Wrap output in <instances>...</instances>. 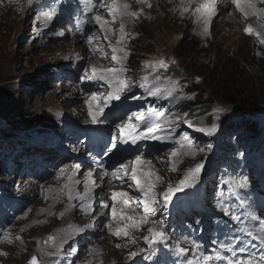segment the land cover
Here are the masks:
<instances>
[{
	"label": "rangeland",
	"instance_id": "374dc122",
	"mask_svg": "<svg viewBox=\"0 0 264 264\" xmlns=\"http://www.w3.org/2000/svg\"><path fill=\"white\" fill-rule=\"evenodd\" d=\"M2 1L7 2L0 0V4H2ZM39 1L31 0V4L27 9L24 4H28L30 0H17L7 3L17 4L11 6L14 10L19 8L25 11L20 12L21 15L15 21L17 30L14 29L12 33H9L8 31H10V28H14V25H9L7 22L3 23L0 29V253H5L0 255V264H29L33 256L37 257L38 264H42L44 259L48 258L49 247H52V244L58 241L56 233L58 231L61 233V230L65 231L68 221L63 220L64 216L61 222H57L58 219L55 215L57 211L56 209L53 210V205L49 206L50 209L47 210L46 214L37 219V221L44 224V229L42 226L37 225L36 219L32 228L37 207L33 209L32 205L29 204L26 208L24 206L22 211L15 212L1 203L3 198L9 197L4 203L11 204L13 200L10 197H12L26 204L27 198L21 195L25 193L16 192L18 186L25 184V182L27 187H29V184L35 186L39 183L38 189L43 192L49 190V185L55 180L64 178L54 171L58 166L66 165L68 163L67 156L78 150L74 147L72 139L76 126L75 124L71 126L72 123L76 122V119L68 116L71 121L58 120L64 118V112L55 111V107L60 106L58 101L77 98L79 94L88 91L89 84L92 81V79L86 78L87 69L90 68L88 65H82L83 53L78 51L71 58L70 56L61 57L64 52H60L63 48L60 45L69 40H60L59 36L63 33L47 31V28L34 22L35 18L42 13L43 4H45L44 1L40 6ZM63 2V5H56L53 10L57 11L63 6L65 8L69 7L68 13L73 12L72 6L76 3L81 5L83 0H63ZM166 4L169 9L166 8L165 14L159 17L161 6L165 8ZM191 4L192 0L184 3L182 0H159L154 8L144 7V11H141L142 14L139 12V15L144 17L135 22L131 21L135 26L131 27L129 25L126 35L135 41L126 43L127 48L124 45H115V47H122L129 54L124 57L122 63L115 62L113 64L115 68L125 69L121 75L129 74L132 80L131 84H133L129 89L125 88V92L119 96L120 100L127 105L123 113L117 115V122L121 126L112 133L103 131L102 136H99L98 132L92 133L89 136L88 144L92 143V146L96 149L103 148V150H107L111 148L114 140L120 134L127 135L126 127L123 132L121 131L122 127L128 123L136 126L140 122L135 119L133 113L143 112L146 118L144 122H149L158 114L159 109L149 112L144 106L139 105L142 101L141 98H137L140 91H136V84L143 82L145 77L153 80L145 88L149 87L163 91L168 104L173 103L175 100H181L179 104L183 107L179 108L180 113H188L190 117L202 116L200 110L191 108V106L193 108L200 106V103L194 101V95L181 89L182 77H188L195 82L196 87L203 90L202 99L207 100L209 105L205 104L206 109L210 108L209 111L211 112H205V116L200 121L192 124V127L188 126L190 122L184 123L185 118L180 117L174 123L178 132L172 136L170 134H160L161 139L151 141L149 144L151 149L149 161L153 169L156 167V170L166 178L159 187V197L166 191L169 184L176 185L189 169L201 165L199 172H203V174L200 180L193 181L188 185V189H192V194L200 196L201 184L205 183L206 198L203 202H200L192 199L189 195L190 201L185 206L175 207L167 216L164 229L170 233L169 238L174 241V239L180 237V232L177 229L180 230L182 228L181 224H183L186 227L187 238L194 240L205 236L206 241L204 244L207 242L212 243L210 247L205 246L214 250L217 246V239H219L217 234L213 233L212 235L215 225L221 224L223 231L221 235L224 236L225 231L231 229L230 226L233 227V220L240 225L244 223L242 213L234 215L228 204L222 200V197L227 195L229 183L238 186L239 178H244L250 183L258 181L261 183L258 190L259 195L264 199V165L262 168H247L244 172L229 173L226 171L225 165L227 156L220 153L218 146L214 143L218 140V133L221 131L219 124L221 118L225 120V125L241 126L242 123L252 121L254 124L263 125L264 127V44L260 43V40L264 39V20L253 23L254 33H260V37H257L255 34H247L245 28L241 25L242 21L235 16H228L227 12L222 14L224 8L220 10L219 14H215L218 17L217 21L205 24L196 19V9L192 8ZM185 7L188 8L187 11L184 10ZM150 11L152 12L150 13ZM173 11L179 12V14L171 17L170 12ZM74 16H76L75 13ZM186 16L187 19L184 21ZM151 17H154V21L150 19ZM210 19H212V16ZM156 20L158 22L153 23ZM167 22L168 26L166 28L160 27ZM117 25L120 26V23ZM199 28L201 32H197ZM117 30L119 28L114 26V31L111 32L112 34L108 32V35L111 34V37L115 38ZM108 40L110 41L109 38ZM111 41L115 43L113 40ZM104 43L109 46L106 41ZM56 46L60 49H57ZM75 48H77L75 44H70L69 50L71 52H74ZM108 49L111 51L110 47ZM92 59L95 64L99 61L96 54L92 56ZM160 60L166 62V67L159 66L158 61ZM117 65L119 67H116ZM168 68L170 72L166 76L165 71ZM245 80L249 82L250 88L254 86L253 89L256 93L253 97H247L246 94L236 96V85ZM86 82L88 83L86 84ZM52 85L54 88L50 90ZM59 87H61L60 90ZM56 89L58 94L53 95ZM169 92L172 94L169 95ZM105 94L100 90H91L87 92V97L90 101L94 95ZM161 94V92H156L153 99ZM150 96L149 91L144 95L147 100L150 99ZM235 98L238 99L237 104L231 102V99ZM247 98L249 99L247 100ZM103 99L105 102L108 97L103 96ZM162 100L164 101V99ZM241 100H247L249 104L256 101V108L251 109L249 104L245 109L241 108L238 105ZM152 102L151 99L150 103ZM185 104L189 106L186 107ZM78 105L76 104V106ZM160 109L165 111L167 106H160ZM217 109H220V111H217ZM64 110L68 112L65 107ZM92 112L89 111V115ZM93 116L98 117V114L95 113ZM97 122L100 126L103 120ZM213 126H215V131L211 134L199 130L200 128L207 129ZM30 132L36 134L34 137L39 143L32 146L27 144L25 136L31 137ZM233 133L238 136L241 130H235ZM44 137H49V139L42 141ZM6 138L12 140L11 145L8 147L6 146L9 144V140H6ZM19 138L23 140L15 147ZM245 140L253 147L258 143V141L251 142L250 139ZM259 143L264 145L262 141ZM43 148L51 149L52 153H45ZM173 151L180 153L178 158L171 157ZM104 155L103 153L100 154V158ZM249 155V153H245L244 156L230 158L229 163H231V159L235 161L251 159L252 157H249ZM115 156V151L111 149L107 154V158L100 160V162L112 161ZM71 164L77 166L78 163ZM230 166L229 169L231 170ZM173 167L175 170H173ZM15 171L18 173L15 174ZM88 171L89 173L93 172L89 169ZM224 173L226 178L222 180L221 176ZM84 174L85 172L79 176L83 177ZM103 174L106 175V169L102 171ZM52 189L54 188L52 187ZM83 196H86V193L78 195L75 202H80ZM220 199L222 201H219ZM159 201L162 202L161 199ZM103 203L106 204V201H103ZM250 204L251 201L248 202L246 207ZM73 209L68 213L71 214ZM38 210H41V207ZM257 211L262 212L264 216V208L257 209ZM162 212L161 207L159 213ZM19 213H22L21 224L25 229L17 231L15 223L18 219H15V217ZM53 214L54 221L51 223L49 219L53 218L51 217ZM45 218L47 219L45 220ZM158 219H162L161 215L158 216ZM11 230L16 231V237L21 239H15L12 245L5 247V245L12 242ZM193 231H195L194 234ZM6 236L7 238H5ZM49 236L53 239L50 240ZM80 236L73 242H68L67 245L65 243L69 253L67 260L69 258L75 260V254L77 256L81 250H84L85 245L80 243L83 236ZM89 240L90 237L88 236V242ZM159 242H153L152 245L148 244V246L151 247L152 251L164 249L162 245H159ZM107 245L112 251L110 255L103 249ZM186 246L190 249L189 243ZM100 249L102 253L96 264H111L112 259L117 256L119 259L116 264H122L125 261L107 241L100 244ZM71 252L72 254H70ZM107 256H109L108 259Z\"/></svg>",
	"mask_w": 264,
	"mask_h": 264
},
{
	"label": "bare ground",
	"instance_id": "6f19581e",
	"mask_svg": "<svg viewBox=\"0 0 264 264\" xmlns=\"http://www.w3.org/2000/svg\"><path fill=\"white\" fill-rule=\"evenodd\" d=\"M5 1H7V2L4 3L2 1V4H0V29L2 28L3 23L7 22V23H9V25H14V28H10V31L7 30L9 33H12V31L14 29L17 30L16 26H15L16 25L15 21L21 15L20 12H24L25 10L23 11L19 8H18V10H14L11 6L12 5L15 6L17 4H7V3H11V2L17 1V0H5ZM187 1H189V0H182L183 3L187 2ZM39 2L43 3L44 0H40ZM108 2H109V0H104L103 2H98L96 0H91L90 2H88V0H86L83 3V5L85 6L84 10L82 11L83 18L87 19V21L89 19V21H90V22H88L87 27H82V26L78 25V19L76 17H71L70 15L65 16V14H66L65 12H55L51 8H50L51 12L48 13L47 10H45V12L39 14L38 17L35 18L34 22L38 25L44 26V28H48V31H50V32L63 33V37H65V39H68L69 41L63 42V45H60L61 48L63 47L62 51H60V52H64V55L61 57L64 58L66 56H70V58H71L73 56V54H75L76 52H78V51L82 52L83 53L82 65L83 64H84V66L88 65L90 68L87 72L88 74L91 73V67L92 66H96V68L99 70L100 69H104V70L119 69V68H115V66H113V64L115 62L112 61V59H111L112 53L109 49L107 50L108 46L105 45L104 41H106L108 44L113 45L114 47H115V45H124V47H125L126 43H127L126 40L130 39V36L127 37V35H125V37H123L121 39L120 38V31L117 30L115 32V36H116L115 38L111 37V34H112L111 33L112 31H111L110 32L111 34L108 35V38L110 39V41L108 39L106 40L103 37L105 35H102L103 31L92 20V16L94 14H99V15L106 18V15L103 14L105 8L101 7L100 5L101 4L106 5ZM120 2L121 3H128L130 5L129 10L132 12L138 13V18L137 17H131V16H124L123 18H121L118 16V17H116L114 23L108 24V27L114 30V26H117L120 29V26L117 24L118 23L121 24V22H123L125 24V33H127V29L129 27V25L131 27L135 26V25H133V23H131V21L135 22V21H138L140 18L144 17L143 15H139V12L141 13V11H144L143 10L144 7H148L149 9L154 8L159 3V0H148V2L151 4V7H149L148 4H145V3H137V0H120ZM90 3L96 4V8L94 9L93 12L88 11V7H89ZM254 3L256 5L257 9H264V3H261L260 0H254ZM30 4H31V0H30V2H28V4H24L26 9L30 6ZM205 4H210L211 8L214 10L210 11L209 9L203 8V5H205ZM24 5H23V7H24ZM191 7L196 9L195 10L196 11L195 13L197 14L196 19H198L199 21H202L205 24H209L211 21H217L218 17L215 14H219L220 10L222 8H224L222 14L224 12H227L228 16H230V15L235 16L238 20L242 21L241 25H243L242 27H244V28H246L249 25L252 27L254 22L264 20V16L258 17L256 15H249L247 18H245L237 10L236 6L231 3V0H192ZM166 8L169 9V6L167 4H166L165 8L161 6V10H159V15H158L159 17H161L162 15L165 14ZM198 8L201 9L199 12L197 11ZM151 12L152 11H150V13ZM156 12H158V11H156ZM214 12H216V13H214ZM178 14H179V12H176V11L170 12L171 17H173V16L175 17ZM211 16H212V19H210ZM153 18L151 17L150 19L154 21ZM106 19L111 21L112 18H110V19L106 18ZM185 19H187V16L184 17V21H185ZM157 22L158 21L156 20V22H153V23H157ZM234 22L236 23V21H234ZM167 26H168V22L161 25L160 27L166 28ZM222 26H224V25H222ZM234 26H236V24H234ZM200 30L201 29L199 28V31L197 30V32H201ZM72 32L77 33L76 36H74V38H72V36H73ZM60 36H62V35H60ZM82 38H86V42H84L82 40ZM88 38H92L91 44L87 42ZM60 40H61V38H60ZM111 40H113L115 43H112ZM118 40L120 41L119 44H117ZM72 43L77 46V48L74 49V52H71L69 50V46ZM56 47H57V49H60L58 46H56ZM88 53H90V54H88ZM94 54H96V56H98V58H99V61L97 64H95L94 60L92 59V56H94ZM117 55H118V57H121L122 61H123V59L125 57L124 54L123 53H117ZM116 67H119V65H117ZM118 78L126 81V84H127L126 88L127 89L132 87L133 84H131L132 80L129 77V74L121 75V73H120ZM99 80L100 79H92V83H93L92 88L93 89ZM103 82H104V86H103L104 92L102 90H100V91L103 94L107 93V91H112V87L109 86V83H107L105 80ZM87 83L88 82H86V84ZM115 83H116V81L114 80L113 84H115ZM53 88H54V86L52 85L50 90H52ZM60 88L61 87H59L58 89L60 90ZM97 90H99V89H97ZM53 93H54V91H53ZM56 94H58L57 89L55 90V94H53V95H56ZM202 95H200V96H202ZM83 98H85V99H83ZM200 99H202V98L200 97ZM83 101H85V102H83ZM58 102L60 103L59 104L60 106L59 107L56 106L55 111H59V113L64 112V114H63L64 118H61V119L59 118L58 120L65 121V122L71 121L68 118V116L76 119L77 123L74 122L71 124V126H73L74 124L76 126V131H75V133H73V135H75V136H73V140H75V142L80 141L79 137H80L81 133L84 132V130L88 131L89 133L97 130L95 122H97L98 120H103V123H101V126L105 127L106 123H104V122H105V120L110 118V116L112 115L111 111L113 109L119 108L122 110L121 111V113H122L127 107L126 103L124 101H121V100L116 101V99H113V100H110L108 103L105 104L100 99V97H97L95 101H92V100L89 101L88 97L87 96L82 97V94H79L77 96V98H73L70 100L67 98V99H64L63 101H58ZM76 104H79V105L76 106ZM101 104H103L104 106ZM64 107L66 109H68V112H65ZM89 111H93L91 115H89ZM95 113L96 114L103 113L104 118L98 119V117H93V114H95ZM94 119H95V122H93ZM113 125H114V123H113ZM119 125H120V123L117 124V126H119ZM102 134H103V130L99 129L98 135L102 136ZM76 140H78V141H76ZM81 140H82V138H81ZM142 141H143V139H140V140H136V142L133 143L132 139L130 138L127 140L125 148L121 149L123 144L125 143V140L122 137L118 138L115 141L116 143H114V145H113L115 150L118 151V156L116 157L117 160L115 162H113L108 168L110 169L112 166L117 164V162H119L120 159H125V158L129 157L130 159L135 160L137 156L141 157L140 151L144 155H146L148 147L144 144H141ZM219 145H221V142L217 143V146H219ZM74 147L76 148V146H74ZM45 151L47 152L46 149H45ZM218 151H221V150L219 149ZM79 153L80 152H73V154L75 156H77ZM90 159L91 158L85 157L83 159V161H81V162L79 161L80 164L75 166V167H73L71 164L67 163L58 172V174H60L64 178L55 180L53 183H51L49 185V187H50L49 190L47 189L46 191L40 192L38 189V184H36L35 186L29 184V187H27L26 182H25V184H22V185L20 184L18 186V191L15 190L16 192L25 193V194H21V195H23L24 197L27 198L26 204H23L21 200L16 199L14 202H18L19 205L13 204L15 208H17L18 210H21V206H25V208H26L29 204L32 205L33 209L35 207H37L35 209V215L33 218L32 228L34 227L35 219H36V223L39 227L44 226V224L37 221V219L41 218V216H43L44 214L47 213V210L50 209L49 208L50 205H53V207H54L53 210L56 209V211H57V212H55V215L58 219L57 222H61V220L64 216L65 217L63 220L68 221V225L65 227V231L61 230V233H60V231H58L56 233L58 236V241L53 243L52 247L51 246L49 247L48 253L49 252L50 253L48 254V258L44 259L46 264H96L99 257L101 256V253H102V251H100L101 250L100 244L103 241H105V242L107 241V243L112 245L113 249L119 255H121L122 259L125 260L123 262L121 260L119 261L120 263L122 262V264H178L179 262H182L185 260H186V264H188V260L186 257H180L175 252V246L177 243L181 244V246L184 247L186 245V243L188 241H190V239H188L186 237V227L184 225H182V228L179 231L180 237L174 239V241H172L169 238L170 233L168 231H166V229L161 228V231L164 233L165 238H163L159 242V245H162L164 247V249H156V250L152 251L151 247H149L148 244L144 241V236L149 235L148 228L153 227V225H154L152 223L153 218L155 219V221H158L153 216L152 212L148 213V220H149L148 223L142 224L140 226V228L128 229L129 237H131L135 241L134 243L132 242V240L129 239V237L123 236V234H121L120 236H116L113 234L119 227H122L125 223H131L130 221L119 219V217L121 215L132 216L135 218H140V217H143L145 215L144 206L139 208V202H138L139 199L135 195L136 193H135L134 189L130 186V178H129L130 175L123 177V179H116L112 176V173H114L116 171L117 167H115L114 170L108 172V176L105 178L104 182L100 186H97L96 189H94V191H91L86 196V198L83 199L79 204H77L75 202L76 197L78 195H80L82 192H89L90 191V188H91L90 186L93 184V181L95 182V180L98 179V177L100 175V170L98 169L96 171V173L93 175V177L89 178V175H88L89 172L85 173L83 175V177L79 176L80 174L84 173L83 166L91 164ZM69 162H71V163L73 162L72 157L69 158ZM142 162H143L142 167L148 168L152 171V164L150 163L149 160H143L142 159ZM127 165H128V171L130 173L131 164L128 163ZM248 168H252V167H248ZM155 170H156V167H155ZM14 173L17 174L18 172L15 171ZM155 174L161 178V182H159V183H162L163 180L166 179L157 170L155 171ZM114 183H116V186L112 187V184H114ZM239 183H240L241 188H246L250 185L249 183H247V181L244 178H239ZM256 184L259 186L261 185V183L258 181L256 182ZM65 185H68L69 188L71 189L72 195H73L72 199H69L68 195L65 193V191H64ZM52 187L54 189H52ZM120 189H122L123 192L127 193L128 195L126 197H118L117 200L115 201V204H114V202L111 199V193L113 191L121 192L122 190L120 191ZM247 191L251 195H253L251 190H247ZM156 194H157L158 203L150 205V208H156L159 210L161 207H165V206L177 207L179 205H186L189 202L188 196L186 194H181L178 197L170 198L169 201L164 205L159 201L160 191H158ZM140 195H142V194L140 193ZM161 197L164 198L163 193L161 194ZM89 199H91V201H88ZM102 199H103V201H107V203L109 205V209H107L104 213H102V211H101L103 209V207L100 204V201ZM39 204H41V205H39ZM113 204H114L116 211H117V218H115V219L113 218L112 211H111ZM251 205H252V203H251ZM73 206H75L74 209H73ZM39 207H41V210H38ZM33 209H32V211H33ZM72 209H73L72 213L69 214L68 211H70ZM248 211L252 217H254L256 215V211L253 210L250 206L248 207ZM166 214H167V212L162 216V218L164 219V223L167 220L165 217ZM47 216H48V214H47ZM51 217H53V218H51L49 220L52 223L54 221V214L51 215ZM15 219H18L15 223V229L17 231L24 230L25 227L22 226V224H21L22 214L17 215L15 217ZM46 219L47 218H45V220ZM104 223H107V225L105 224L104 226H102V224H104ZM109 225H111V228L109 227ZM155 225H160V224H155ZM101 227L104 229V231L102 232V230H101L97 233L96 229H99ZM15 232L16 231L11 230L10 231V237L11 236L14 237L16 235ZM59 233H60V235H59ZM83 233H85V234L83 235V239L80 241V243L82 245H85L84 250L80 251L79 255L77 256V259H75V260L69 259V261L65 262L66 261L65 257L68 255V252L65 248V251L63 252V254L59 255V253L61 252L60 249L65 245V243L67 244L68 242L77 239V237ZM87 234L92 237L89 240V242H88V235ZM173 234H175V233H173ZM197 240H198V244H199L198 249L196 250V252L192 253L190 251V253L191 254L196 253L197 255H205L203 251L206 249V246L204 245L203 242L206 241V237L205 236L198 237ZM208 244H209V242H207V245ZM9 245H12V243L5 245V247L9 246ZM118 245H119V247H118ZM240 248L256 249V250H259L260 253H264V246L257 243V242H253V243H247V242L240 243L239 242L236 245H233V247L229 248L228 250L232 251L231 255H233V250L235 251V250L240 249ZM103 249L108 253V255H110L112 253V251L110 250L108 245L105 246ZM130 253H137V254L135 256L130 257V255H129ZM106 258L108 259L109 256H107ZM118 259H119L118 256L113 258L111 264H116Z\"/></svg>",
	"mask_w": 264,
	"mask_h": 264
},
{
	"label": "snow or ice",
	"instance_id": "6c2138e0",
	"mask_svg": "<svg viewBox=\"0 0 264 264\" xmlns=\"http://www.w3.org/2000/svg\"><path fill=\"white\" fill-rule=\"evenodd\" d=\"M261 3H264V0H260ZM137 3H145L148 4L149 7H151V4L148 2V0H137ZM231 3L234 4L237 8V10L245 17L247 18L249 15H256L258 17L264 16V9H257L256 5L254 3V0H231ZM101 7H104L105 10L107 11L108 15L112 18L111 21L107 20L105 17L99 15V14H94L92 16V20L95 22L96 25L100 27V29L105 33L104 39H108L107 33L114 31L113 29L108 27L109 23H114L116 17H121L123 18L124 16H131V17H137L138 18V13L130 11V5L128 3H121L120 0H109V2L105 4H101ZM96 8L95 3H90L88 7L89 12H93L94 9ZM203 8L214 10L211 8L210 4H205L203 5ZM185 11L188 10L187 7L184 8ZM201 9H197L199 12ZM87 23V21H83ZM245 32L249 35L255 34L257 37H260V33L256 32L254 33L253 28L249 25L245 29ZM120 36L121 39L126 35L125 33V24L121 22L120 24ZM92 38H89L91 42ZM120 41H117V44H119ZM260 43L264 44V39L260 40ZM109 47L111 48V59L114 62L117 63H122V58L118 57L117 53H123L124 56L126 57L129 53H127L122 47H114L111 44H109ZM175 63V61H173ZM158 64L160 67H166V62L164 60L158 61ZM125 69L120 68V69H100L98 70L96 66L91 67V73L88 74L86 73V78L87 79H102L105 80L107 83H109V86L112 87V92L109 93L108 95V100H111L113 98L118 99L121 92L127 87L126 81L123 79H119V74L124 72ZM147 80V77L144 78ZM116 81L115 84H113V81ZM150 94L155 95L154 92H151ZM172 93L169 92V95ZM97 97L94 95L92 97L93 100H95ZM107 103V101H105ZM217 111H220V109H217ZM91 114V113H90ZM136 120L138 121H145V116L143 112H137L132 114ZM162 113L157 114V120H159L162 117ZM131 119V118H130ZM95 122V119L93 120ZM166 123H170V121H166ZM125 127L127 129V136L131 137L132 142L135 143L136 140L140 139H146V138H154V139H161L159 135H154L158 131L162 130V126L159 123H154L150 126L146 127V130L143 132H137L136 131V126L133 125L132 123H128L126 126L121 128V131L123 132L125 130ZM189 127H192L191 124H189ZM200 131L207 132L211 134L212 132L215 131V126L211 128H200ZM125 142H127V137H125ZM180 153L173 151L171 153L172 158H178ZM194 155V153H193ZM132 165L131 168V174H130V180L132 183L135 185V188L137 191H139L143 199L138 200L139 203H142L145 208V215L140 218H135L132 216H124L121 215L119 219L121 220H127L130 221L131 223H125L122 227H119L113 234L116 236H120L123 234L125 237H129V231L128 229L130 228H140L142 224L148 223V213L150 211V205L158 203L157 200V194L155 192V186L157 183L161 182V178L156 175L153 171H151L148 168L142 167V160L141 157L137 156L135 161H130L129 162ZM201 165H196L195 168L189 169L187 174L176 184V185H171L167 187L166 191L163 193L164 196V202L167 203L168 200L171 198V196L182 190L183 187L191 184L193 181H195L198 178V173L200 171ZM173 170L175 168L173 167ZM63 171V170H62ZM89 178L91 177V173L88 174ZM112 176L116 179H123L125 176H129V171H128V165L121 164L120 168L116 170V172L112 173ZM110 182V181H109ZM95 182L93 181V184ZM131 186V185H130ZM64 191L68 195L69 199L73 198L72 191L69 188L68 185L64 186ZM128 194L125 192H116L113 191L111 193V199L115 204V201L117 200L118 197H126ZM83 199V197H81ZM113 204V207L111 209L112 211V216L113 218H117V211L116 208ZM101 206L103 208H108L109 205L103 203L101 201ZM152 223L155 224H160L162 225V222L158 221H152ZM111 228V225H109ZM148 233L149 235L144 236V241L152 245L154 241H157L158 239L165 238L164 233L160 230H158L157 227H150L148 228ZM7 238V236L5 237ZM16 239H21L20 237H16ZM49 239H53V237H49ZM130 240L134 243L135 241L129 237ZM222 248H228L229 246L227 244H221L220 245ZM119 247V245H118ZM189 251V249L182 247L181 244L177 243L175 246V252L179 255H184ZM241 252L246 251V249L241 248ZM5 253H0V255H4ZM137 253H130V257L135 256ZM233 256H235V251L233 250ZM213 260H226L227 264H257L252 259L248 260H240V259H233V258H228L223 255H221L219 252H216L215 255H198L195 258V261H188V264H211ZM260 262L261 264H264V255L260 257ZM29 264H38V259L37 257L33 256L29 262Z\"/></svg>",
	"mask_w": 264,
	"mask_h": 264
},
{
	"label": "trees",
	"instance_id": "16d2710c",
	"mask_svg": "<svg viewBox=\"0 0 264 264\" xmlns=\"http://www.w3.org/2000/svg\"><path fill=\"white\" fill-rule=\"evenodd\" d=\"M189 90L190 91H193V92H196L198 95L202 92L203 93V90H201V88H197L195 87L196 85L194 84V82H190L189 83ZM237 88L235 89V92H236V96H243L246 94L247 97H253V95H255L256 92H254L255 90L253 89L254 86H252L250 88V85H249V82H247V80L245 81H242L241 83L237 84L236 85ZM195 87V88H194ZM263 96V95H262ZM202 98V96H200ZM249 98H247L248 100ZM247 100H241L240 103H238V105L245 109L247 106H248V102ZM237 101L238 99H231V102H233V104H237ZM249 107L252 109H255L256 108V101H253L252 103L249 104ZM224 125V124H223ZM244 130L247 134H254L256 131H255V127L251 124L250 126L245 124L244 126ZM228 130H232V127H225L223 129V132H222V137H224L225 135H229L228 137V140H227V145L225 147H223L221 149V153H224L226 156L229 155V158H232L233 157V150H232V147L230 146V143H232L235 139V142L238 143V137L236 134H234L232 131L229 132Z\"/></svg>",
	"mask_w": 264,
	"mask_h": 264
}]
</instances>
